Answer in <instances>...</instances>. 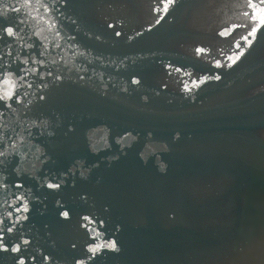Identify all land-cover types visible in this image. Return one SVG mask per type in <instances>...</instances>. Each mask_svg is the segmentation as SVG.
I'll use <instances>...</instances> for the list:
<instances>
[{"label":"water","instance_id":"1","mask_svg":"<svg viewBox=\"0 0 264 264\" xmlns=\"http://www.w3.org/2000/svg\"><path fill=\"white\" fill-rule=\"evenodd\" d=\"M0 68V264H264V0H0Z\"/></svg>","mask_w":264,"mask_h":264},{"label":"snow or ice","instance_id":"2","mask_svg":"<svg viewBox=\"0 0 264 264\" xmlns=\"http://www.w3.org/2000/svg\"><path fill=\"white\" fill-rule=\"evenodd\" d=\"M13 11H19V9H13ZM13 28L12 27H9V28H7V33L9 34V35H12V33H13ZM0 72H3V69L2 68H0ZM0 79H3V77L2 76H0ZM11 93H9V98H11ZM17 95H18V93H17ZM51 186V185H50Z\"/></svg>","mask_w":264,"mask_h":264}]
</instances>
